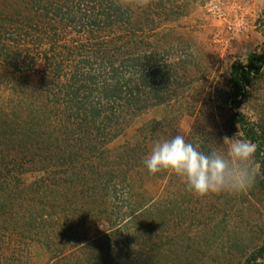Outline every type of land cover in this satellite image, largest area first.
Returning a JSON list of instances; mask_svg holds the SVG:
<instances>
[{
    "label": "trees",
    "instance_id": "1",
    "mask_svg": "<svg viewBox=\"0 0 264 264\" xmlns=\"http://www.w3.org/2000/svg\"><path fill=\"white\" fill-rule=\"evenodd\" d=\"M186 1L0 0V88L9 91L7 101L0 98V164L20 166L26 156H37L39 146L37 165L47 174L29 184L0 181L2 264H23L29 243L50 253L48 264H186L188 254H176L158 233L170 221L173 198H141L134 190L145 177H175L149 174L143 159L157 139L180 134L176 124L192 109L186 98L196 56L168 25L184 14ZM263 65L264 43L236 59L228 86L215 89L225 130H240L256 145L253 196L264 189V124L238 109ZM30 70L41 73L35 83L26 80ZM162 104L168 105L165 115L143 123L134 140L108 146L139 115ZM193 134L186 138L196 139ZM52 160L68 170H53ZM118 188L135 203L121 220L109 204ZM95 221L107 227L88 236ZM127 233L136 237L128 241ZM136 238L141 248L146 244L143 259L141 253L133 259ZM259 256L264 245L244 264Z\"/></svg>",
    "mask_w": 264,
    "mask_h": 264
},
{
    "label": "rangeland",
    "instance_id": "2",
    "mask_svg": "<svg viewBox=\"0 0 264 264\" xmlns=\"http://www.w3.org/2000/svg\"><path fill=\"white\" fill-rule=\"evenodd\" d=\"M184 11L179 19L170 21L168 25L174 33L181 34L187 39L182 45H187L193 50L197 62L191 70L194 81L186 98L192 109L181 116L176 127L180 134L186 137L192 129L193 135L197 137L196 139L203 140L206 148L223 143L226 146L230 141L244 137L240 130L232 134L225 130L223 126L225 113L221 110L222 104L215 94V89L228 86V71L236 59L243 60L249 51L264 43V0H187ZM40 75V72L30 70L26 72V80L35 83ZM8 95L9 91L6 88L4 90L0 88L2 101H7ZM167 108L168 105L162 104L143 112L108 146L114 148L128 140H134L138 128L143 123L150 119L162 118ZM238 111L244 113L248 121L264 124V65L247 88V96ZM204 128L205 134L202 132ZM76 137L78 140L80 135ZM5 151L7 152V149ZM36 152L39 156L37 153V156H34L35 160L33 154L26 156L20 160L22 163L20 166L17 165L18 161L11 160L8 171L7 166L0 164V181L5 179L7 185L14 186L17 179L29 184L47 177L46 172L37 165L39 164L37 158L42 154V149L37 146ZM52 162L53 170L61 168L68 170L67 165H62V162L61 164L55 160ZM68 163L70 166L73 164L70 161ZM254 165L257 172V164ZM51 178L54 181L61 179L55 175ZM49 182L52 183V180L49 179ZM183 182L184 180L177 175L175 177L167 175L163 178L145 177L143 182L141 180L136 183L134 190L141 198L142 194L155 200L165 201L166 195L169 194L170 198H173L172 205L169 206L172 210V213H169L170 221L164 224L158 233L165 239V243L169 240L165 245L176 250V254H188L186 264H244L247 258L264 245V189L262 191L254 189L256 193L254 196L250 195L248 190L200 196L187 189L185 185L181 188L177 186ZM137 185L140 187L137 188ZM177 187L180 193L175 194L173 192ZM121 190L124 191L123 188H118L114 199L109 202L114 207L115 220L125 219L135 205L133 199L131 201L126 199ZM88 192H84V196H87ZM71 193L72 190L65 191L68 196ZM124 212L126 215H123ZM106 227L104 221L92 222L87 227V235L99 234ZM133 237L136 236L133 234ZM132 238L127 233L128 241ZM135 240L139 242L132 243L136 248V252L131 249L133 259L135 260L140 253L143 259L146 244H142L141 248L140 239ZM175 242L178 243V247L175 246ZM184 242L186 246L183 245ZM195 246L198 248L192 250ZM21 258L23 264H48L50 253L37 243H29L27 251L21 253ZM249 264H264V256H259L256 261H250Z\"/></svg>",
    "mask_w": 264,
    "mask_h": 264
},
{
    "label": "clouds",
    "instance_id": "3",
    "mask_svg": "<svg viewBox=\"0 0 264 264\" xmlns=\"http://www.w3.org/2000/svg\"><path fill=\"white\" fill-rule=\"evenodd\" d=\"M255 150L256 145L247 139L206 148L201 139L176 134L157 139L143 165L149 174L169 171L180 176L187 189L200 196L239 193L255 182Z\"/></svg>",
    "mask_w": 264,
    "mask_h": 264
}]
</instances>
